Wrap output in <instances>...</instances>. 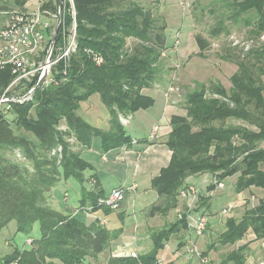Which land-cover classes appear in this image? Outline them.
Listing matches in <instances>:
<instances>
[{
	"label": "trees",
	"instance_id": "obj_1",
	"mask_svg": "<svg viewBox=\"0 0 264 264\" xmlns=\"http://www.w3.org/2000/svg\"><path fill=\"white\" fill-rule=\"evenodd\" d=\"M146 1L74 0L75 51L53 66L49 84L42 85L29 100L13 103L9 113H1L0 230L15 221L18 231L30 234L39 223L41 235L30 248L0 257V264H84L88 256L100 254L122 234L123 229L108 228L101 219L87 222L82 214H64L48 201L62 180L83 185L87 171L93 169L92 163L73 149L69 138L87 148L100 138L104 152L146 141L128 134L119 117L155 104V98L143 89H151L164 71L167 24H161V17L154 12L161 0ZM212 1L222 5L216 8L221 12L215 15L210 37L229 36L231 25L242 22L250 28L247 40L251 46L245 51L241 43L224 45L221 58L237 66L230 87L220 81H196L184 95L185 113L171 115L165 142L171 156L168 165L151 179V189L159 198L150 207L151 216L176 209L188 178L194 175L209 173L219 181L237 175V193L253 187L264 189V0ZM6 5L0 0V10H6ZM44 6L57 11L58 0H49ZM69 9V3L64 2L54 56L65 46L73 27ZM195 39L200 55L211 51L209 38L198 33ZM13 78L10 67L0 69V96ZM169 87L180 91L172 80ZM94 94L100 95L108 109V129L79 114L82 103ZM7 152L19 153L23 159L12 158ZM215 188L212 182L207 190ZM81 194L79 209L86 208L91 214L103 209L112 214L111 209L98 204L99 198L106 196L101 188L83 186ZM209 202L210 195L201 194L196 211L204 214ZM187 213L184 208L176 222L151 233L154 248L149 252L138 258H110L109 264H156L174 235L189 230ZM249 232L255 241H264V199L248 207L241 217H227L225 230L202 256L212 249L233 246L215 264H247L250 242L239 243ZM183 244L180 241L179 245Z\"/></svg>",
	"mask_w": 264,
	"mask_h": 264
},
{
	"label": "rangeland",
	"instance_id": "obj_2",
	"mask_svg": "<svg viewBox=\"0 0 264 264\" xmlns=\"http://www.w3.org/2000/svg\"><path fill=\"white\" fill-rule=\"evenodd\" d=\"M2 1L7 4V9L0 10V25L7 20L10 13L13 11L29 12L36 10L38 7V0H20L21 3H23L22 5L17 3L16 0ZM48 1L49 0H44V3L41 5V10L50 13L47 18L51 23L49 37L50 45L59 17V8L57 11L47 8L44 5ZM52 1L55 2V0ZM141 1L144 4L148 3L146 0ZM153 1L154 0L151 2ZM64 2L66 3L68 1L64 0ZM221 5L219 1L213 4L212 0H161L160 4L156 5L158 8H155L154 12L157 16L161 17L160 23L166 22L167 24L165 34L168 49L164 56V71L151 89H143V93L154 97L156 103L152 107L140 110L135 114L119 116L122 123L126 124L125 128L128 134L138 139L148 138L149 132L153 127V120L158 117L157 112L161 113V116L165 115L164 117H169V115H171L172 105L165 109V113L163 112V101H166L164 92L168 89V82L171 80L175 82L180 91H172L168 96V102L172 103L175 109L180 113H185L183 106L184 95L195 86L196 81L205 83L220 81L227 88L230 87V77L236 71L237 66L232 61L222 59L220 50L224 45L231 42L234 44H247L250 41L247 40L249 39L250 28L240 22L236 25H231V33L229 36H221L218 39L211 38L209 30L215 23V15L221 12V10H217L216 8H220ZM211 8L215 9V14L211 13ZM198 33L203 34L211 41V51L208 53L205 52L203 56L199 54V47L195 39V35ZM130 42V44H133V39H130ZM166 70H168L167 74L164 73ZM174 74H176L175 78H173ZM79 114L86 118L91 124L99 127H103V124L106 123V119L110 116L99 94H94L89 100L83 102ZM61 126L63 129H66V125L63 124ZM69 141L72 143L73 149L81 153L87 148L78 143L75 138H69ZM95 141L100 142V138H95ZM138 143H142L143 145H141V149H137L135 152L138 154L142 153L140 156L149 157L148 154L150 151L147 154L145 151L143 152V150L146 149L147 143L133 141V144ZM7 154L12 156V158L23 159L19 153L12 155L11 152H7ZM114 154L115 152L109 153L108 157L112 159ZM91 157H95V159L91 158L96 166L94 170L98 173L106 191H109L122 182L129 184L135 181L133 176L123 172V169H119L115 174H106L101 165V163L104 162L101 161L102 156L98 153H94ZM137 157L139 159V155H136V158ZM166 159L167 156L161 159L158 168L156 166L154 171L162 167ZM91 170L93 169L87 172ZM210 179L211 180H208L203 185H198L203 194L210 195V208L206 209L204 213L208 217V226L203 235L195 239L202 251L207 250L210 244L217 241L218 236L225 230L227 217H241L248 207L255 206L258 204L259 200L264 199V189L262 188L253 187L241 193H237L235 191L237 175L223 181L225 185L224 189L215 188L212 190V193L207 190L208 185L213 182L214 177ZM147 183L148 182H144V184L141 183L138 192L144 193V187ZM83 186L86 187L87 182L82 185L77 180H62L58 186L52 190V195L48 204L64 214H82L85 221L107 219L105 214L100 210V212L96 211L91 214L86 208L79 209L81 198L78 200V197H81L80 189ZM150 190L145 194L146 198L144 197V200L139 199L140 197H134V192L131 194L128 193L125 203L122 204L123 207L121 206L120 208L125 211L111 209L113 214H110L108 217V222L103 221L105 223H102L100 220L101 224L108 228L123 229L122 234L118 239L112 241L110 246L100 254L88 256L84 264H109L110 258H115V252L129 243H131V245H133L132 247L137 249L140 254L147 253L154 248V242L150 238L151 233L154 230L161 229L176 222V220L180 218L179 214H183L185 201L183 197L180 196L179 205L176 209H172L166 215L156 214L155 216H151L150 207L157 203L159 198L156 191ZM65 193L69 195L68 198H66L67 196ZM133 199L134 201H132ZM138 199V202L135 201ZM230 204H233L234 208L227 215H224L222 213L223 209ZM40 235L41 230L39 223L35 224L30 234H26L18 231L16 222L12 221L0 230V257L11 255L17 250L21 251L24 248H30L32 241L39 238ZM254 238L255 235L249 232L239 243L243 244L244 242H250L251 249L247 264H259L260 262H264V241H255ZM190 239L191 234L189 230L174 235L167 243L165 249L160 252L159 258H161L162 255L164 256V264H204L200 257L186 251V246L189 245ZM180 241L184 242L182 246L179 245ZM232 247L233 246L220 247L218 250L212 249L209 251L207 255L209 263H217Z\"/></svg>",
	"mask_w": 264,
	"mask_h": 264
},
{
	"label": "built area",
	"instance_id": "obj_3",
	"mask_svg": "<svg viewBox=\"0 0 264 264\" xmlns=\"http://www.w3.org/2000/svg\"><path fill=\"white\" fill-rule=\"evenodd\" d=\"M67 1L70 5L69 10L73 16V27L65 46L57 49L58 53L56 56L53 55L55 45L53 49H51V42L49 45L51 23L47 18L50 13L41 10L44 0H38V7L34 11L11 12L7 20L0 25V69L10 67L14 75L12 82L0 96V114L9 113L13 103L24 102L32 98L33 94L28 96V93L32 91L34 86L45 75L46 78L42 85L49 84L53 66L61 59H68L71 53L75 51L77 35L76 9L74 0ZM181 4L185 5L184 3ZM262 38L264 39V36ZM244 45V49L247 51L251 43L248 42ZM29 83H34V85L30 86L28 85ZM172 91L176 90L172 87L166 90L165 95L167 98ZM157 130L158 126L153 129L151 138L156 135ZM103 158L106 160V156ZM213 183L216 185V189H224V182L217 180L216 177H214ZM135 188L136 185L128 188L123 186L114 188L109 194L99 198L98 204L112 210H117L125 200L127 191L134 190ZM210 192L212 193V191ZM201 194H203L201 188L194 184L188 185L182 192V197L186 200L189 220L188 227L191 234L186 251L200 257L203 263H207L209 262V258L202 256L203 251L200 250L195 241L197 237L203 235L208 226V217L196 211ZM233 208L234 205L230 204L223 209L222 213L227 215ZM179 216L182 217V214L180 213ZM103 221L108 222L107 219H101V222L105 223ZM114 255L115 257L138 258L140 253L131 244H127L119 248ZM163 259L164 256L162 255L156 264H164ZM259 264H264V262H260Z\"/></svg>",
	"mask_w": 264,
	"mask_h": 264
},
{
	"label": "crops",
	"instance_id": "obj_4",
	"mask_svg": "<svg viewBox=\"0 0 264 264\" xmlns=\"http://www.w3.org/2000/svg\"><path fill=\"white\" fill-rule=\"evenodd\" d=\"M168 99L169 98L166 97V101H163V112L165 113V109L169 108L172 105L171 115L175 114V113H180V112H178V110L175 109V106L172 103L168 102ZM155 103H156V99H155ZM160 114L161 113L157 112L158 117L153 120V125H152L153 127H152L151 131L149 132V135H148L149 137L146 138L148 140L145 141L147 144L145 147L146 149L143 150V152L145 151V153L147 154L150 151V153L148 154L149 157L147 156L148 158L145 156L144 157L140 156L142 153L138 154L135 152V150L141 149V145H143L142 143L133 144L131 147H128V148L127 147H120V148L112 149L108 152H104L100 146L101 140H100V142H97L94 139L93 145L91 146V148H86V150H84V152L82 153V155L87 160H89L93 165V170H91L90 172H87V181H86L87 186H86V188H88L90 190H96L97 188H101L102 190H104V193L107 195L114 188L121 187V186L128 188L130 186L136 185V188L134 190H128L127 191V195H128V193L131 194L134 192V195H135L134 197H140L139 199L144 200V197L146 196L145 194H147V192L151 189V185H150L151 179L154 176L159 174L161 168L168 165L169 160H170V156H171V151L169 150V148L167 147V145L165 143L167 136H168L169 132L171 131V126H170L171 115H169V117H164L165 115L161 116ZM109 119H110V116L106 119V121H105L106 123L103 124L102 128H105V129L109 128ZM124 125H126V124H124ZM156 126H158L157 133L153 138H151V134L153 132V129ZM158 138H160V139H158ZM112 152H115V154H114L113 158L110 159L108 157V154L112 153ZM94 153H98L102 156L101 161L102 162L104 161V162L101 163V165H102V168L106 174H115L119 169H123L124 170L123 172H125L126 174L132 175L135 181H132V183H129V184L122 182V183L118 184L117 186L111 188L109 191H106L105 186L102 184V181L98 176V173L94 170V168H96V166L94 165L93 160L91 159V158L95 159V157H91ZM136 155H139V159H138V157L136 158ZM104 156H106V160L103 158ZM166 156H167V159L164 162L165 164H163V166L160 167L157 171H154L156 166L158 168V166L160 164L159 161L163 158H166ZM93 177L95 179L92 180V182H91V178H93ZM212 177H213V175L209 174V173L190 176L187 180V183H188L187 186L190 184L191 185L194 184L197 187H199L198 185H200V186L203 185L208 180H211L210 178H212ZM144 182H148L149 185L147 183L144 187V193H142V192L140 193V192H138L139 186L141 183L144 184ZM80 190L82 192V187ZM127 195H126V197H127ZM80 198L81 197H78V200ZM139 199L135 200V201L138 202ZM125 200H126V198H125ZM125 200L122 202V204L125 203ZM132 201H134V199ZM184 201H185L184 207L187 208L186 200L184 199ZM122 204H121V206H122ZM121 206H120V208H121ZM120 208L118 210L125 211V210H122ZM100 211L103 214H105V216L108 220V217L110 216V214L107 215L103 209H101ZM129 244H131V243H129Z\"/></svg>",
	"mask_w": 264,
	"mask_h": 264
},
{
	"label": "water",
	"instance_id": "obj_5",
	"mask_svg": "<svg viewBox=\"0 0 264 264\" xmlns=\"http://www.w3.org/2000/svg\"><path fill=\"white\" fill-rule=\"evenodd\" d=\"M58 4H59V17H58L57 24H56V27H55V30H54V34H53V37H52L51 49H53V47H54V45L56 43L58 32H59V28H60V25H61V22H62V19H63L64 0H58ZM45 78H46V75L34 86L32 91L30 93H28V96H31L37 89H39L42 86ZM0 118H2V115H0Z\"/></svg>",
	"mask_w": 264,
	"mask_h": 264
}]
</instances>
